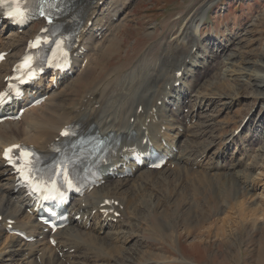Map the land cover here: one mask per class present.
<instances>
[{"label":"bare ground","instance_id":"bare-ground-1","mask_svg":"<svg viewBox=\"0 0 264 264\" xmlns=\"http://www.w3.org/2000/svg\"><path fill=\"white\" fill-rule=\"evenodd\" d=\"M94 1L96 2L94 3ZM99 1L101 0H75L74 2L72 0L75 10L66 16V19L71 18L72 15L78 17L77 22H71L72 30L80 31L77 46L72 53L74 73L77 72V74L74 75L73 73L71 76L62 77L55 88L50 85L41 87V91L48 97L44 105L38 108L41 110L40 114L37 113L35 116L40 115L39 119L29 130L22 131L15 122H6L0 125V215L2 216L0 240L2 238L4 240L2 241L4 245L0 248V264H88V262H92L89 260L96 258V254L99 253L94 247H99L107 240H109L110 245L125 241L124 239L127 238L130 231V226L128 227L130 223L125 218L128 215V209L132 208L133 204L135 207H143L142 203H146L150 205L151 210L163 211L171 205L174 207L173 205L181 200H188V196L189 200L190 196L194 199L205 197V195L201 197L204 193L205 183H209L207 187L212 189L213 187L210 186L209 176L206 175L204 160L199 161L195 157L193 144L200 142L202 137L200 131L193 124L199 121L200 116L205 115L211 108H216V105L226 106L228 104V106H232L237 103L241 96L236 97L231 103L220 100L219 98L222 96L217 97L219 100H216L212 96L213 92L206 90L211 85V80L201 79L197 85L195 84L196 71L200 72L201 76L210 78L209 71L211 69L214 67L221 68L220 75L222 78L229 80L237 87L246 85L255 102L260 104L258 110L260 124L257 123L253 127L249 141L258 132V128L264 127V123H262L264 122V114L260 112L261 107L264 106V54L261 53L256 59L251 60L250 58L244 59L243 56L238 55L228 47L222 50L221 55L220 49L205 45L201 46L203 47L201 50L192 47L189 50H181L187 43L185 32L180 33L175 38L173 37L174 41H172L176 51L172 55L161 57L167 54L163 50L157 58H151L149 50L146 49L134 58V61L139 58L137 59L139 62L137 64L135 62L136 65L132 69L127 71L123 70L122 67L115 69L102 82H92L76 103L75 100L69 103L67 92L72 90V87H75L84 78L87 71L103 57L108 51V45L115 38V33L121 29L112 30L109 25L121 18L125 12V4L115 3L113 0H103L104 2L100 6ZM112 5H117L114 11L110 10ZM102 14L105 15L102 16ZM113 17L117 20L111 22ZM80 22L83 24H77ZM118 22L119 20L113 25L122 26L117 25ZM36 24L30 25L20 33L9 32L5 26L0 28V52L8 53L7 61L0 66V79L10 74L12 64L22 54L27 40L43 26L42 23ZM36 27L37 30H35ZM106 34H108L107 37H105ZM98 36H101V39L96 41ZM196 43L198 42L192 44L195 45ZM211 43L213 44V42ZM155 45L156 42L150 44V46ZM83 49L84 52H82ZM207 49L211 54L207 52ZM145 54L147 56L143 60ZM214 56L220 57V62H217L216 65ZM82 63L85 65L79 70ZM0 85H3L1 81ZM243 87L245 88V86ZM37 92L38 90L36 94ZM24 106L22 105L21 108ZM139 109H141L140 112H138ZM36 110L37 108L27 110L22 118H32ZM154 110H156L155 113ZM147 121H149L148 124H146ZM249 121L251 122V118ZM70 124H78L84 131L92 128L93 132L96 131L100 135H107L110 132L123 134L124 141L120 144L116 155L110 158L109 164L103 167V174L108 172L111 167L115 168L114 172L122 173L124 171L123 163L127 162H124L125 156L122 158V155L130 154L124 149L136 144L144 152L147 147V144H142L144 139L150 141L158 152L168 156V160L166 161L167 165L159 171L134 168L130 169L131 176L114 177V181L106 176L101 186L94 187L82 198L75 199L68 208L70 213L74 212L69 226L56 231L54 234L58 243L54 252L47 241L43 247L44 242L38 240L25 242L5 232L8 220H14L13 227L24 231L29 237H48L49 233H46L44 227L36 222L35 215L27 213L29 201L23 196V193L13 192V177L4 166L1 150L8 145L24 143L33 145L40 151H47L51 143L58 138L60 130ZM180 129L181 132H179ZM235 132H232L228 138V147L242 140L241 134H235ZM128 136L132 140L126 144ZM162 141L166 143V146L162 144ZM253 143L258 145L257 156L262 158L264 156V141L260 139ZM228 147L225 151L228 150ZM223 154L224 152L213 153V156L208 159L210 164L220 168V158ZM196 165L199 170L192 171ZM127 166L132 168L131 164ZM219 170L222 169H217L218 172ZM246 171V169L238 170L228 174L222 173L219 176L220 178H231L232 186H236V188L240 186V191L243 189L246 191L250 187L251 180ZM182 174L189 179L187 182L190 181L194 184L190 189L187 186L188 189L184 190L180 199L172 200L166 193L167 191H177L176 187L180 186L178 179ZM217 175L211 174L210 177ZM225 185H230V181ZM150 190L156 191V194H150ZM219 190L215 191L216 199H219L221 195ZM106 199L119 203L118 206L112 204L110 207L121 214L116 224L112 223V214L103 217L100 213V210L107 208L101 207ZM126 201H128L127 204ZM191 207L194 208L192 203ZM95 210L97 213L92 215V211ZM77 216H79L78 219ZM88 223L89 227H87ZM91 233L94 237L90 235ZM83 234L88 237L83 238ZM134 245L136 242L132 244V246ZM132 246L131 250L134 254L136 249ZM72 249L74 250L71 252ZM60 253L61 255H59ZM103 253L99 254L104 255ZM93 254L95 257L91 256ZM15 255L18 260L15 259ZM180 259L183 264H190V262L182 260L184 258ZM165 263L170 264L168 261ZM128 264L131 263L128 262Z\"/></svg>","mask_w":264,"mask_h":264},{"label":"rangeland","instance_id":"rangeland-1","mask_svg":"<svg viewBox=\"0 0 264 264\" xmlns=\"http://www.w3.org/2000/svg\"><path fill=\"white\" fill-rule=\"evenodd\" d=\"M113 2L123 3L126 7L117 23L122 26L113 25L118 21L114 17L111 22L117 21L109 23L112 30L121 29L115 33V38L108 45V51L103 57L87 71L72 90L67 92L69 103L74 100L76 103L92 82H102L115 69L120 67L126 71L132 69L139 62L137 61L139 58L135 61L134 58L146 49L149 50L151 58H157L163 50L167 54L161 57L172 55L176 51L174 38L182 32L187 35V43L181 50H189L191 47L201 50L203 49L201 46L205 45L220 49L221 55L222 50L228 47L244 59L251 60L256 59L261 53L264 54V0H113ZM116 7L117 5H112L109 9L114 11ZM107 36L108 34L105 35ZM100 39L101 36L96 41ZM154 42L156 45L150 46ZM193 42L198 43L193 45ZM146 56L147 54L142 59L145 60ZM214 58L216 65L220 62V57ZM107 65L109 66L106 67ZM220 69L217 67L211 69L210 78L201 76L198 71L194 77L196 85L201 79L211 80V85L206 90L212 91V96L216 100L222 99L223 102L231 103L236 97L241 96L232 106L216 105V108H211L193 124L200 131L204 141L193 144L195 157L199 161L205 160L206 175L209 176L208 180L213 189L207 187L209 183H205L204 193L201 195L205 197L194 199L190 196L189 200L188 196V200H181L174 204V207L171 205L169 207L171 209L166 208L168 211L151 210L150 205L146 203H142L143 207H135L133 204L125 218L130 223L128 225L130 231L125 241L110 245L107 240L99 247H94L100 254L105 251L104 255L97 253V258H93L88 264L115 262L166 264L167 261L170 264H183L180 258H184L182 260L190 264H264V156L262 158L257 156L258 145L253 143L260 139L264 141L262 129L264 127L258 128V132L249 141L253 127L259 123L260 104L255 102L246 85H243L245 88L237 87L222 78ZM260 112L264 114V106ZM36 114L37 111L30 120L25 117L26 119L19 121L18 127L22 131H27L39 119L40 115L35 116ZM244 117L247 119L246 122L251 118V122L249 121L248 125L238 132L242 140L236 142L237 146L228 147L230 134L242 126ZM227 147L228 150L225 151ZM215 151L224 152L220 158V168L211 165L208 160L216 153ZM217 169L222 170L218 172ZM244 169L251 179L250 187L246 191L244 189L240 191V186L239 189L232 186L231 178L219 176L222 173L228 174ZM198 170L197 165L192 168V171ZM211 174L218 175L210 177ZM179 179L180 186L176 187L177 191L166 193L172 200L180 199L184 190L190 189L194 184L187 182L189 179L183 174ZM229 181L230 185L226 186ZM218 190L221 191V195L219 192L220 197L216 199L215 191ZM149 193L155 195L156 191L150 190ZM191 203L194 208L191 207ZM90 235L94 237L92 233ZM85 236L86 234H83V238ZM2 241L3 238L0 240V248L4 245ZM134 242L136 245L132 246ZM131 246L136 249V253L133 254ZM16 255L15 259L18 260ZM100 256H104L105 260L101 261Z\"/></svg>","mask_w":264,"mask_h":264},{"label":"snow or ice","instance_id":"snow-or-ice-1","mask_svg":"<svg viewBox=\"0 0 264 264\" xmlns=\"http://www.w3.org/2000/svg\"><path fill=\"white\" fill-rule=\"evenodd\" d=\"M16 2L18 3L19 0H16ZM40 2H41V4H46V3H49V0H40ZM4 3H5V0H0V6H2ZM8 15L10 18L19 20L20 22H23L24 19H26L23 11H21L19 8H17L15 11H10L8 13ZM40 15H42V16L45 15V12L41 11ZM49 22H51V21L49 20ZM39 42H40V39L38 38L36 44H33L32 46L33 47L37 46L39 44ZM45 42H47V41H45ZM2 100H3V97L0 96V102H2ZM61 134L62 135H68L69 133L67 131H65V132H62ZM13 149H20V156L19 157L14 158L10 155V153L13 152ZM3 155H4L5 159L10 164L13 165V167H27V168L31 169L33 166L32 157L34 156V154L31 152H28L27 150L22 149L21 146H19V145H13L11 148L5 149ZM17 160H19L21 163L18 164Z\"/></svg>","mask_w":264,"mask_h":264}]
</instances>
